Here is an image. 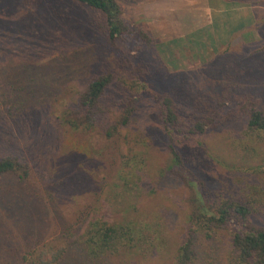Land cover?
Returning <instances> with one entry per match:
<instances>
[{
	"label": "rangeland",
	"instance_id": "obj_1",
	"mask_svg": "<svg viewBox=\"0 0 264 264\" xmlns=\"http://www.w3.org/2000/svg\"><path fill=\"white\" fill-rule=\"evenodd\" d=\"M22 1L0 0V156L22 153L30 177L24 186L2 182L0 246L63 247L64 264H174L192 189L164 172L167 137L155 102L142 99L113 141L99 125L108 126L112 117L77 134L88 156L65 146L68 131L54 117L83 90L102 53L66 5L43 0L24 12ZM115 1L123 23L143 27L153 39L147 55L156 70L154 92L171 91L190 104L198 91H219L231 74L264 105V0ZM242 130L240 124L225 126L204 137L202 147L195 141L179 146L190 172L223 198L264 184V136L243 137ZM134 154L140 164L128 173L136 170L137 186L130 183L116 200L111 194L121 157ZM95 215L146 224L141 247L94 261L78 257V225ZM250 220L264 227V210ZM194 247V264H231L223 232L197 235Z\"/></svg>",
	"mask_w": 264,
	"mask_h": 264
},
{
	"label": "trees",
	"instance_id": "obj_2",
	"mask_svg": "<svg viewBox=\"0 0 264 264\" xmlns=\"http://www.w3.org/2000/svg\"><path fill=\"white\" fill-rule=\"evenodd\" d=\"M42 2L23 0L21 5L24 12H34ZM58 2L67 6L77 27L98 40L102 53L83 90L65 111L54 117L60 119V126L68 131L65 146L88 156V145L78 144L77 134L89 133L100 121L112 117L114 122L108 126L99 125L104 129L105 138L113 141L120 137L121 130L126 129L142 99L149 97L157 106V118L167 137L169 163L164 172L192 189L186 235L175 252L174 264H194V238L200 234L209 237L216 232H223L228 238L229 263L264 264V227H255L250 220L264 210V184L246 186L237 195L223 198L208 191L204 182L190 172L187 159L179 149L182 143L191 141L202 147L201 140L208 134L235 124L243 127V137L264 136L261 99L246 90L237 76L231 74L222 80L219 91H198L190 104L178 101L171 91L154 92L152 82L156 70L147 55L153 45L148 30L125 25L115 0ZM135 143L142 142L137 138ZM137 157L139 154L121 157V170L116 175L118 184L112 188V198L117 200L118 195L128 190L130 183L137 186L136 170L128 173V169H136L140 164ZM29 177V165L22 153L0 156V201L6 193L2 182L24 186ZM147 227L137 219H123L116 224L108 222L103 215H95L89 221L86 217L77 229L83 230L77 235L81 244L77 249L78 257L94 261L113 257L121 250L130 253L141 247L142 233ZM35 245L0 246V264H64L62 259L66 251L63 247Z\"/></svg>",
	"mask_w": 264,
	"mask_h": 264
}]
</instances>
